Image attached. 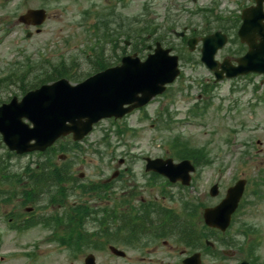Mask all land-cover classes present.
Here are the masks:
<instances>
[{"label": "rangeland", "instance_id": "374dc122", "mask_svg": "<svg viewBox=\"0 0 264 264\" xmlns=\"http://www.w3.org/2000/svg\"><path fill=\"white\" fill-rule=\"evenodd\" d=\"M142 1L144 0H126V6L124 8L119 7L118 12L135 16L141 10ZM165 1H170L168 5L171 6L173 14L177 16L176 18L181 24L177 28V31L180 32L183 30V26L188 23L189 25L195 24V27L200 24V18L197 15H191L196 7H213L214 2H216L217 11L221 15L229 13L233 15L239 12L241 5H246L250 0H197L195 5L187 0H158L157 2L150 0L153 16L156 15L154 8L158 14L161 13ZM94 2L97 5L94 13L90 16L91 19L87 20L86 26H89L91 20H94L96 13L102 12L103 8L112 5V0H94ZM20 3L23 4V7L18 8ZM41 4L42 0H13L8 2L0 0V78L8 75L11 69L17 68L18 64L24 62L36 66L34 69L40 68L41 64L44 67L47 64H44L42 60H49L53 64L61 61V59H65V63L68 64L71 60H75L76 66L73 71L76 69L77 73L81 75L90 71L89 66L84 64V58L91 51L90 47L93 41L89 42L85 31L79 28L77 21L81 17L82 9L86 8L89 2L87 0H62L61 2L49 3L46 8L48 18L43 24L41 32L35 34L32 30L33 36L27 40L24 37L27 28L17 23V16L27 8H34ZM170 38L179 44L176 38L172 36ZM126 51L129 52L130 48H127ZM72 56L74 59H71ZM182 74L183 76L171 87L168 96L161 99L159 103L152 105V108L154 106L160 108L163 105L164 108L168 107L174 118L172 131L160 132L151 122L143 121L137 137L123 138L122 143H119L114 136L111 138L112 146L117 148L116 154L118 156L127 149L156 156L163 154L168 149L165 142L169 140V136L181 134L193 146L207 147L213 158V164L200 170L195 189L190 190L193 199L205 201L207 200L206 193L211 184L218 180L217 177H221L223 184L226 185L229 183L227 178L231 175L234 177L240 172L242 177L248 175L255 178L258 169H264V152L256 153L255 151L257 140L260 149L264 150V102L250 108L246 102L248 94H244L249 92L252 87H257L256 94L259 95L262 92L264 98V83L260 81V77L253 78L252 82L243 79L240 84L236 85L225 82L213 91V101L204 117L184 122L183 117L187 116L186 112L192 106L195 95L201 91V84L207 74L197 63L182 64ZM178 88H182V90L178 91ZM171 93L174 94L173 104L170 98ZM14 95L22 96L16 85L2 88L0 101L5 102ZM148 112L150 113V108ZM109 126V123H102L96 128L89 140L82 144L85 152L81 155L80 160L82 161L77 164L75 171L83 172L85 180H97L98 177L101 178V174L106 176L107 173L111 172L108 165L98 164L96 155L91 152V146H88L90 144H93L92 147L98 146L103 130ZM4 149L0 145V156L14 168L25 166L31 159V156L7 157ZM245 152H248V155H245ZM240 155L244 158V165L240 164ZM234 157L237 165L234 166L230 174L228 171L223 174L218 171L217 167L222 161L231 164ZM139 167L140 162L136 161L134 163L135 172L139 171ZM231 179L232 177H229V180ZM171 191L174 195L177 194L176 189ZM68 202L70 204L77 202L76 197H70ZM262 208H264L263 202L248 206L243 219L264 228ZM10 209L11 206L5 205L0 208V264H30L29 259L25 256V252L29 250L35 251L37 255L36 262L32 264H83L85 255L90 251L70 256L65 247L56 242L48 243L46 239L50 231L41 226L19 232L8 229L4 218L10 213ZM57 211L62 213L61 209ZM87 228L93 229L90 225ZM143 250L144 254L137 250H124L127 256L125 260L112 256L107 250L91 253L95 255L97 264H177L180 256L187 254V249L176 245L173 241H169L166 246L159 243L145 247ZM260 253L264 256V243ZM203 264H222V262L203 257Z\"/></svg>", "mask_w": 264, "mask_h": 264}, {"label": "water", "instance_id": "95a60500", "mask_svg": "<svg viewBox=\"0 0 264 264\" xmlns=\"http://www.w3.org/2000/svg\"><path fill=\"white\" fill-rule=\"evenodd\" d=\"M260 1L257 0V8L243 11L240 33L244 39L251 38L249 45L254 50L246 58L255 64L249 70L264 72V25L257 24L262 17ZM42 17L40 11H29L20 21L34 19L35 23H41ZM253 38H260V44H255ZM257 51L260 56L253 55ZM156 53L159 54L145 63L127 59L121 68L100 73L77 86H69L61 80L28 93L20 103L13 99L0 107V132L4 142L10 149L25 152L44 150L59 136L69 132L81 138L92 123L120 113V106L128 102L126 96L129 94L149 92L148 95H153L175 77L176 59L167 57L165 51L157 50ZM23 118L31 122L33 128L24 124ZM83 118L86 120L82 121ZM30 141L34 143L30 144ZM223 214L221 206L209 210L205 215L206 221L221 227L225 222ZM115 253L122 255L121 252ZM86 263L93 264L92 257H88Z\"/></svg>", "mask_w": 264, "mask_h": 264}, {"label": "flooded vegetation", "instance_id": "af4514ba", "mask_svg": "<svg viewBox=\"0 0 264 264\" xmlns=\"http://www.w3.org/2000/svg\"><path fill=\"white\" fill-rule=\"evenodd\" d=\"M78 185L79 182H77ZM100 184L104 187V193L105 196L100 199V197H97V201L99 202H104L105 204L103 206H96V204H94L92 206V208H88L87 206L83 205L84 209H88L91 210L92 212H95V210L97 211L98 214H102L104 216L106 215H111V216H119V217H126V216H132V215H136L137 217H139L141 220L145 218V215L148 214V211L150 209V204L152 202V200L156 201L157 198H153V199H147L144 200L143 197H127V198H113L111 196V188L114 185H120L122 184L119 181H113L110 178H107L105 180L100 181ZM133 191H128V189L126 187H122L121 192L122 194H128L131 193ZM111 200L113 201V206L112 209L110 207V202Z\"/></svg>", "mask_w": 264, "mask_h": 264}, {"label": "trees", "instance_id": "16d2710c", "mask_svg": "<svg viewBox=\"0 0 264 264\" xmlns=\"http://www.w3.org/2000/svg\"><path fill=\"white\" fill-rule=\"evenodd\" d=\"M48 179V178H47ZM49 181H52V180H50V179H48Z\"/></svg>", "mask_w": 264, "mask_h": 264}]
</instances>
